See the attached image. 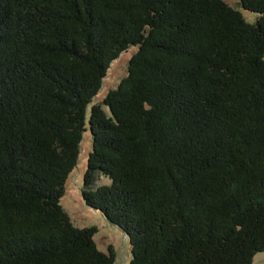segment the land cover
Listing matches in <instances>:
<instances>
[{
  "label": "trees",
  "instance_id": "1",
  "mask_svg": "<svg viewBox=\"0 0 264 264\" xmlns=\"http://www.w3.org/2000/svg\"><path fill=\"white\" fill-rule=\"evenodd\" d=\"M239 3L255 21L225 0H0V264H116L61 206L87 131L81 194L129 264L264 252V0Z\"/></svg>",
  "mask_w": 264,
  "mask_h": 264
},
{
  "label": "rangeland",
  "instance_id": "2",
  "mask_svg": "<svg viewBox=\"0 0 264 264\" xmlns=\"http://www.w3.org/2000/svg\"><path fill=\"white\" fill-rule=\"evenodd\" d=\"M232 6H235L245 14L250 21H255L257 14L246 12L242 9L239 0H225ZM135 48H129L123 52L117 59H113L110 68L106 72V76L101 85L98 95L92 100V103H101L107 93L114 89L120 81L126 77L128 73L129 59L132 57ZM92 136L89 131L85 132L81 142V151L79 152V160L72 172L66 178L64 196L61 200V206L70 215L71 221L79 227L96 226L97 233L94 239L98 249L108 252L111 247L116 253V264H129L131 258L130 244L120 227L109 223L106 217L98 210L88 207L84 202L81 192L83 191V179L86 173V165L88 160V152L92 150ZM109 178L105 176L97 177L95 185H103L109 183ZM252 264H264V252H259L253 259Z\"/></svg>",
  "mask_w": 264,
  "mask_h": 264
}]
</instances>
